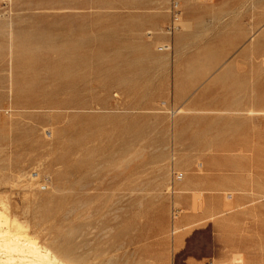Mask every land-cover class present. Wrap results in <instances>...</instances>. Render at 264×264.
<instances>
[{"label":"rangeland","instance_id":"1","mask_svg":"<svg viewBox=\"0 0 264 264\" xmlns=\"http://www.w3.org/2000/svg\"><path fill=\"white\" fill-rule=\"evenodd\" d=\"M0 220L70 264H264V0H0Z\"/></svg>","mask_w":264,"mask_h":264},{"label":"bare ground","instance_id":"2","mask_svg":"<svg viewBox=\"0 0 264 264\" xmlns=\"http://www.w3.org/2000/svg\"><path fill=\"white\" fill-rule=\"evenodd\" d=\"M1 222L0 220V264H70L20 233L15 232L7 237V230L1 227Z\"/></svg>","mask_w":264,"mask_h":264},{"label":"built area","instance_id":"3","mask_svg":"<svg viewBox=\"0 0 264 264\" xmlns=\"http://www.w3.org/2000/svg\"><path fill=\"white\" fill-rule=\"evenodd\" d=\"M175 18H178V15L175 13ZM175 24H173V26H169V29H173V27L175 28ZM205 264H214L213 260H208Z\"/></svg>","mask_w":264,"mask_h":264}]
</instances>
